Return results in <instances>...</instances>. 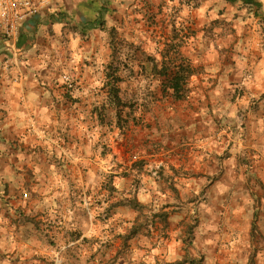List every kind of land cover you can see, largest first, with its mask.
I'll return each instance as SVG.
<instances>
[{
	"label": "rangeland",
	"instance_id": "obj_1",
	"mask_svg": "<svg viewBox=\"0 0 264 264\" xmlns=\"http://www.w3.org/2000/svg\"><path fill=\"white\" fill-rule=\"evenodd\" d=\"M257 1L40 0L58 33L0 31V264H264Z\"/></svg>",
	"mask_w": 264,
	"mask_h": 264
},
{
	"label": "built area",
	"instance_id": "obj_2",
	"mask_svg": "<svg viewBox=\"0 0 264 264\" xmlns=\"http://www.w3.org/2000/svg\"><path fill=\"white\" fill-rule=\"evenodd\" d=\"M42 7L33 0H0V31L12 42L20 38L25 22L40 15ZM28 197V194H24Z\"/></svg>",
	"mask_w": 264,
	"mask_h": 264
},
{
	"label": "trees",
	"instance_id": "obj_3",
	"mask_svg": "<svg viewBox=\"0 0 264 264\" xmlns=\"http://www.w3.org/2000/svg\"><path fill=\"white\" fill-rule=\"evenodd\" d=\"M229 3H237L238 1L242 2L244 5H253L256 8H260L262 4L258 2L257 0H227ZM174 72L168 71L166 73L167 83L170 89L173 90V96H175L177 99H182L185 97L184 95V87L183 83L186 79V77L192 76V70L190 68H185L184 66H179L176 69L173 70ZM264 97V96H263ZM114 98L119 99L118 94L114 93ZM28 194V193H27ZM134 207H140L137 202L132 203ZM255 225H253V228ZM194 262L191 261L190 264H193Z\"/></svg>",
	"mask_w": 264,
	"mask_h": 264
},
{
	"label": "crops",
	"instance_id": "obj_4",
	"mask_svg": "<svg viewBox=\"0 0 264 264\" xmlns=\"http://www.w3.org/2000/svg\"><path fill=\"white\" fill-rule=\"evenodd\" d=\"M37 3L40 2V0H33ZM58 7V6H57ZM51 9H55V8H51ZM42 10V9H41ZM46 11H40V15L34 17L33 19L28 20L27 22L24 23L23 27L25 26V28H23V32H27L28 34H30L31 32H33L37 26H43V28H46V26H49L51 28H54V30L58 33V21H53L54 23H50L48 25H46L47 20H49V18H46L49 14L45 13ZM50 17V15H49ZM53 17V16H52ZM58 18V15H57ZM54 20V19H53ZM52 22V20H51ZM46 23V24H45ZM45 24V25H43ZM22 31V30H21ZM22 35H20L21 37ZM29 40V39H27ZM260 170V169H259ZM258 170V171H259ZM263 232V231H262Z\"/></svg>",
	"mask_w": 264,
	"mask_h": 264
}]
</instances>
